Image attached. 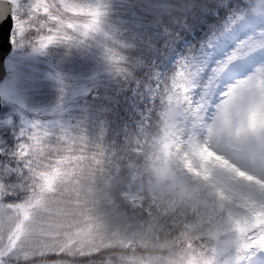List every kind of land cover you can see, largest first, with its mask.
<instances>
[{"label": "snow or ice", "instance_id": "obj_1", "mask_svg": "<svg viewBox=\"0 0 264 264\" xmlns=\"http://www.w3.org/2000/svg\"><path fill=\"white\" fill-rule=\"evenodd\" d=\"M183 2L179 25L175 13L145 5L170 29L162 66L185 45L197 55L224 13L244 7ZM11 5L8 42L20 47L32 37L37 50L87 35L100 17L78 0ZM147 31L159 38L158 28ZM256 43L230 47L224 38L208 43L206 63L181 59L119 148L21 120L0 103V264H264V68L245 75L243 63ZM108 58L113 74L131 82V62L111 50ZM54 78L63 92V77Z\"/></svg>", "mask_w": 264, "mask_h": 264}, {"label": "rangeland", "instance_id": "obj_2", "mask_svg": "<svg viewBox=\"0 0 264 264\" xmlns=\"http://www.w3.org/2000/svg\"><path fill=\"white\" fill-rule=\"evenodd\" d=\"M120 1L122 0H78L80 3L98 9L100 11L99 21H102L104 16H113V14L114 16H141L140 12L130 11L129 5H124L123 11L126 13L112 14L113 4ZM254 1L244 0V7L237 8V11L231 12L227 16L221 30L209 36L197 49L198 54L190 55L187 58L206 63L202 54L208 43L219 44V40L224 38L231 40L230 47H235L238 42L245 40L256 41L255 48L243 60L248 70L245 75L264 68V44L259 43V41L264 40V0ZM73 34H78V36L82 34L85 38H96L94 31L87 35L82 32H74ZM75 38L72 37L70 40L73 41ZM26 39L28 42L20 47L13 44L11 52L6 57L7 74L0 82L2 103L14 105L15 112L21 117V120L41 119L54 129L63 128L70 135L78 137L82 133L84 118H80L79 113H70L69 119L66 115L74 106H77L76 111L78 112L80 105L75 103V99L67 103L68 100L64 98L70 92L83 90L85 85L88 86V92L94 96L93 89L95 87L89 85L88 76L77 73L79 69L94 67L95 60L93 61L90 56V46L88 44L74 45V47L81 48L79 54H82L84 58L79 62L76 55H63L67 40L55 41L46 48L37 50L31 42L32 37ZM183 58L185 57L172 58V64L168 67L169 71L162 67L158 68L151 75L152 77L150 76L146 80V84H143V90L136 93V96L131 99L132 108L128 110L129 117L126 124L129 139L134 137L139 122L145 117L147 111L145 99L149 102L154 99L151 93L155 84H163L165 78L170 81L177 63ZM58 62H60V67ZM61 64L65 65L67 71L61 70ZM54 73L63 77V92L54 78ZM238 78L232 77L231 79ZM231 79H228L227 82H231ZM68 82H71L72 85L69 89L65 85ZM64 104H66L65 108L56 114L57 108ZM2 125L3 120H0V126Z\"/></svg>", "mask_w": 264, "mask_h": 264}, {"label": "trees", "instance_id": "obj_3", "mask_svg": "<svg viewBox=\"0 0 264 264\" xmlns=\"http://www.w3.org/2000/svg\"><path fill=\"white\" fill-rule=\"evenodd\" d=\"M251 2L255 1L251 0ZM113 5L112 14L126 13L123 11L124 5H129L130 11L140 12L141 16H114V14L113 16H104L94 30L96 38H85L82 34L78 36V34L72 33V37L76 38L73 41L67 40L63 50V55H76V59L80 62L84 60L82 54H79L81 48L74 47V45L88 44L90 56L93 61L95 60L94 67L77 70L78 74L88 76L90 86L94 85L95 89L92 88L94 96L88 92L86 85L83 90L73 91L66 97L64 96V99L68 100L67 103L75 99V103L80 105L78 112L76 111L77 106L71 107L66 117L69 119L70 113H79V117L84 118L82 133H78V137L82 136L93 147L101 144L107 148H119L129 140L126 124L129 117L128 110L132 108L131 99L136 96V93L143 90L146 80L162 66L159 59L162 54L160 49L164 47L163 40L170 34V29L163 22L161 12H153L145 5H151L153 9L162 8L168 14L175 13L172 20L178 25L184 23V14L189 10L183 0H122ZM234 11L237 9L225 12L220 19L219 27L204 36L196 48L209 35L218 32L227 15ZM153 15H155V19L150 24L146 23V18ZM148 27L158 28V39L147 31ZM134 36L140 37L139 42L134 39ZM109 50L112 54L122 56L126 61L131 62L133 77L131 82L113 74V65L108 58ZM173 51L180 56H187L190 47L185 45L183 50L173 49ZM58 65L60 67V62ZM61 70L67 71L65 65L61 64ZM70 83L65 84L67 89L72 87ZM66 104L60 105L56 114L61 112Z\"/></svg>", "mask_w": 264, "mask_h": 264}, {"label": "water", "instance_id": "obj_4", "mask_svg": "<svg viewBox=\"0 0 264 264\" xmlns=\"http://www.w3.org/2000/svg\"><path fill=\"white\" fill-rule=\"evenodd\" d=\"M11 7V0H0V8H3L8 15V19L3 24H0V82L7 74L5 60L13 48V44L8 42V31L12 25ZM4 14L5 12H0V19H3ZM0 103H2L1 94Z\"/></svg>", "mask_w": 264, "mask_h": 264}]
</instances>
